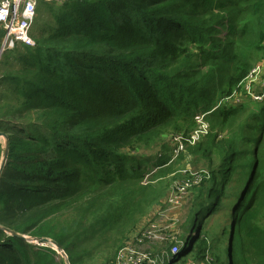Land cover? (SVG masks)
<instances>
[{
	"label": "trees",
	"instance_id": "trees-1",
	"mask_svg": "<svg viewBox=\"0 0 264 264\" xmlns=\"http://www.w3.org/2000/svg\"><path fill=\"white\" fill-rule=\"evenodd\" d=\"M31 37L0 56V264H65L30 238L115 264L186 153L206 176L157 263L264 264V99L218 105L264 63V0H41Z\"/></svg>",
	"mask_w": 264,
	"mask_h": 264
},
{
	"label": "rangeland",
	"instance_id": "rangeland-1",
	"mask_svg": "<svg viewBox=\"0 0 264 264\" xmlns=\"http://www.w3.org/2000/svg\"><path fill=\"white\" fill-rule=\"evenodd\" d=\"M36 20V19H35ZM264 65V63L258 64L257 66ZM264 68V67H261ZM250 88V94H247L245 92L246 87ZM260 91V83H250V80L248 79L243 83L242 91L238 95L223 98L219 101L218 105L223 104H243L251 100V95H255L256 92ZM253 101V100H252ZM255 102V101H253ZM206 123V122H204ZM207 124V123H206ZM208 125V124H207ZM209 128L207 127L206 133H202V130L199 128L195 129L193 131L194 137H202L207 134ZM191 145V144H189ZM179 148H182V146H179ZM178 148V150H180ZM184 149V145H183ZM156 151L155 148L149 149L145 151L147 154H153ZM190 160V155L186 153V162L188 163L186 168L188 173H184L179 170L178 172L171 174L169 176L168 183L170 184L169 192L164 198V207H158L155 211H152L145 219L144 222L141 224V227L135 233L132 238L130 239V242L128 245L132 248V250H128L126 252L125 258L123 263L124 264H165L168 263L167 257L162 256L163 260L157 263L156 259L153 257L155 253V244H161L160 241H167L168 239L172 242L171 245L176 243L177 245H181L179 241V234L182 232V229L177 228L176 223L178 221H181V219L184 216L188 215V208L189 205L186 201V198L190 194L188 191L191 189V187L198 186L202 181H204V176H206L205 171L201 164H195ZM179 173L181 175H179ZM193 179L195 180V183H193ZM209 222V219H208ZM228 224V217H223L222 215H217L213 217V223L211 225V228L214 229V232L219 231V226H227ZM178 233L176 237H174ZM166 231V233L163 235V232ZM139 234V238L137 241H135V236ZM173 234V236L171 235ZM160 235V236H159ZM171 237V238H170ZM227 236L220 240L222 246H217L220 249H223L227 245ZM150 254V255H148ZM152 256V258H151ZM172 256V255H171ZM170 256V257H171ZM169 257V256H168ZM191 258V257H190ZM134 261L135 263H131ZM137 261V262H136ZM223 264H227L226 257L223 256ZM91 264H101L99 262L91 263ZM182 264V263H181Z\"/></svg>",
	"mask_w": 264,
	"mask_h": 264
},
{
	"label": "built area",
	"instance_id": "built-area-1",
	"mask_svg": "<svg viewBox=\"0 0 264 264\" xmlns=\"http://www.w3.org/2000/svg\"><path fill=\"white\" fill-rule=\"evenodd\" d=\"M40 2L41 0H0V56L4 51L12 49L15 44H22L28 48L35 46L34 40L31 37V30L36 19L37 7ZM248 79L251 84L260 83V91L256 92L255 95L252 94L251 100L261 102L264 99V68L256 66L245 81ZM245 92L250 94V88L248 86L245 88ZM195 119L198 123L197 128L202 130V133H206L208 125L204 123V115H196ZM191 137L194 140L200 138L194 137L193 134ZM187 143L193 145L195 142L188 141ZM193 183H195L194 179ZM41 246H43V244H41ZM175 246L176 243L172 244L170 248L174 249ZM128 250H132V248L126 246L119 251L116 256L115 264H124L123 261ZM177 252L178 247L172 254ZM131 263L135 262L132 261Z\"/></svg>",
	"mask_w": 264,
	"mask_h": 264
},
{
	"label": "water",
	"instance_id": "water-1",
	"mask_svg": "<svg viewBox=\"0 0 264 264\" xmlns=\"http://www.w3.org/2000/svg\"><path fill=\"white\" fill-rule=\"evenodd\" d=\"M0 142L2 144V154H1V159H0V174H1L2 169L6 163L8 152H9V139H8L7 134H5L4 132H0ZM1 229L7 231L5 228H1ZM14 235L17 237H20V235H18V234H14ZM29 240L33 241L37 244H44V243L49 242L50 244H52L54 246L56 252L62 256L65 264H69L67 256L61 250V248L58 246V244H56L54 241L44 239V238H30Z\"/></svg>",
	"mask_w": 264,
	"mask_h": 264
},
{
	"label": "bare ground",
	"instance_id": "bare-ground-1",
	"mask_svg": "<svg viewBox=\"0 0 264 264\" xmlns=\"http://www.w3.org/2000/svg\"><path fill=\"white\" fill-rule=\"evenodd\" d=\"M176 248H177V247L175 246L174 249H173V251H174ZM173 251H172V252H173Z\"/></svg>",
	"mask_w": 264,
	"mask_h": 264
},
{
	"label": "crops",
	"instance_id": "crops-1",
	"mask_svg": "<svg viewBox=\"0 0 264 264\" xmlns=\"http://www.w3.org/2000/svg\"><path fill=\"white\" fill-rule=\"evenodd\" d=\"M245 82V81H244ZM243 86V85H242ZM1 143V142H0Z\"/></svg>",
	"mask_w": 264,
	"mask_h": 264
}]
</instances>
